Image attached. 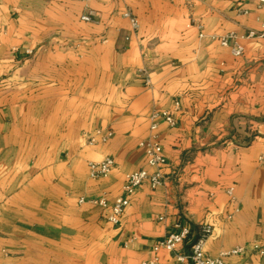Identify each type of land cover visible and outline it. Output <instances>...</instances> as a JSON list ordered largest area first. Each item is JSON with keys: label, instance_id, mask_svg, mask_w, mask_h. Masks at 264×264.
Segmentation results:
<instances>
[{"label": "crops", "instance_id": "1", "mask_svg": "<svg viewBox=\"0 0 264 264\" xmlns=\"http://www.w3.org/2000/svg\"><path fill=\"white\" fill-rule=\"evenodd\" d=\"M258 5L0 0V264L167 261L154 248L177 225L206 224L209 255L246 248L226 264H264V38H246L261 32ZM230 33L246 38L240 58L218 41ZM154 110L176 119L158 130L166 185L144 184L113 225L90 201L112 204L147 168ZM108 157L111 176L91 179Z\"/></svg>", "mask_w": 264, "mask_h": 264}, {"label": "built area", "instance_id": "2", "mask_svg": "<svg viewBox=\"0 0 264 264\" xmlns=\"http://www.w3.org/2000/svg\"><path fill=\"white\" fill-rule=\"evenodd\" d=\"M90 1V0H83ZM258 2V8H264V0H251ZM124 17L130 20L133 31L139 30V20L131 13H124ZM94 13L88 12L82 16V21L93 22ZM261 32H251L246 37L248 39L264 38V19L260 20ZM245 37H239L235 33H230L218 39L221 46L228 48L235 58H240L245 53V48L240 44ZM214 39H216L214 37ZM145 75L147 73H144ZM149 84V79H146ZM167 124L170 128L176 126V119L169 111L154 110L150 115V135L139 143V147L145 154L146 169L127 175L122 186L123 195L117 198L112 204H109L106 198L94 199L90 203L97 205L107 211L106 218L113 225H119L126 208L130 205V198L144 185L156 191L166 185V177L162 172V168L166 164L160 136L158 130L160 123ZM114 133L112 130H100L89 138V145H97L98 143H107L112 139ZM260 161H264V155L260 157ZM89 174L91 179H106L113 173L116 163L113 158H106L101 162L89 163ZM152 170V171H151ZM232 194V190L229 192ZM85 199H81L80 203H85ZM162 220V219H161ZM177 232L170 233L164 240L157 244L154 252L158 255L165 252L168 256L167 261H162L159 257L151 260L143 261L142 264H226V259L237 256L246 252V248H238L232 251L221 252L214 257L207 253L206 247L209 239L212 237L214 229L211 225H203L200 227L196 236L190 228L177 225ZM260 256H264V249L254 247Z\"/></svg>", "mask_w": 264, "mask_h": 264}]
</instances>
